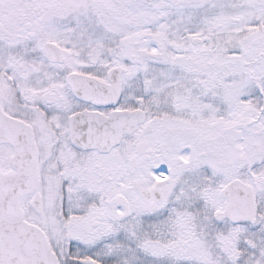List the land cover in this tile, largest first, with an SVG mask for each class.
<instances>
[{"label":"snow or ice","instance_id":"obj_1","mask_svg":"<svg viewBox=\"0 0 264 264\" xmlns=\"http://www.w3.org/2000/svg\"><path fill=\"white\" fill-rule=\"evenodd\" d=\"M0 264H264V0H0Z\"/></svg>","mask_w":264,"mask_h":264}]
</instances>
